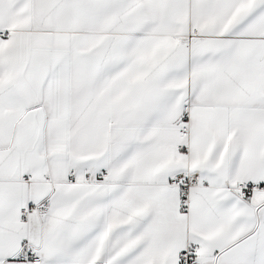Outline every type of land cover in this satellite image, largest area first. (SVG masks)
<instances>
[{"label": "snow or ice", "instance_id": "6c2138e0", "mask_svg": "<svg viewBox=\"0 0 264 264\" xmlns=\"http://www.w3.org/2000/svg\"><path fill=\"white\" fill-rule=\"evenodd\" d=\"M0 264H264V0H0Z\"/></svg>", "mask_w": 264, "mask_h": 264}]
</instances>
